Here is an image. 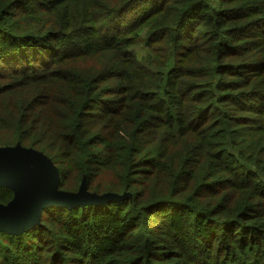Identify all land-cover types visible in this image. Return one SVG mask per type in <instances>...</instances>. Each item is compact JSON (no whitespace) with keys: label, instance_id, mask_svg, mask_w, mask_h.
Returning <instances> with one entry per match:
<instances>
[{"label":"trees","instance_id":"obj_1","mask_svg":"<svg viewBox=\"0 0 264 264\" xmlns=\"http://www.w3.org/2000/svg\"><path fill=\"white\" fill-rule=\"evenodd\" d=\"M16 143L124 197L0 232V264H264V0H0Z\"/></svg>","mask_w":264,"mask_h":264},{"label":"water","instance_id":"obj_2","mask_svg":"<svg viewBox=\"0 0 264 264\" xmlns=\"http://www.w3.org/2000/svg\"><path fill=\"white\" fill-rule=\"evenodd\" d=\"M59 181L58 167L43 151L20 143L0 146V186L14 191L10 201L0 203V232L30 229L41 222L43 210L50 206L102 204L124 197L116 192H89L85 178L75 193L60 189Z\"/></svg>","mask_w":264,"mask_h":264},{"label":"rangeland","instance_id":"obj_3","mask_svg":"<svg viewBox=\"0 0 264 264\" xmlns=\"http://www.w3.org/2000/svg\"><path fill=\"white\" fill-rule=\"evenodd\" d=\"M144 53H145V49L142 48V47H140V49H139V54L142 55V54H144Z\"/></svg>","mask_w":264,"mask_h":264}]
</instances>
